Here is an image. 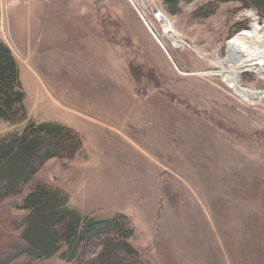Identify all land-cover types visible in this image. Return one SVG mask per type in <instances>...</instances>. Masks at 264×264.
I'll return each mask as SVG.
<instances>
[{
    "label": "rangeland",
    "instance_id": "374dc122",
    "mask_svg": "<svg viewBox=\"0 0 264 264\" xmlns=\"http://www.w3.org/2000/svg\"><path fill=\"white\" fill-rule=\"evenodd\" d=\"M254 23L264 25L238 1L183 0L174 10L167 0L9 1L0 9V40L17 62L27 119L71 128L82 149L72 160L47 161L19 195L0 203V246L16 241L25 216L18 206L39 183L66 194L81 216L122 213L138 228L141 218L146 236L152 225L154 237L140 253L154 264H172L175 257L192 264L191 248L185 249L192 243L196 264H235L224 253L236 256L238 244L245 264H264L262 205L247 232L252 205L264 193V99L254 106L241 102L221 81L228 66L219 71L213 64L225 58L226 42ZM239 81L264 91L252 71ZM24 124L0 121V138ZM227 177L231 187L240 177L245 181V206L239 208L235 190L223 196ZM164 194L174 195L171 205ZM191 201L200 205L193 232ZM179 206L188 208V222L175 221ZM152 246H159L157 260ZM12 264L68 263L56 255L21 256Z\"/></svg>",
    "mask_w": 264,
    "mask_h": 264
},
{
    "label": "trees",
    "instance_id": "16d2710c",
    "mask_svg": "<svg viewBox=\"0 0 264 264\" xmlns=\"http://www.w3.org/2000/svg\"><path fill=\"white\" fill-rule=\"evenodd\" d=\"M183 0H167L171 9ZM238 1L264 21V0ZM24 93L16 60L0 41V121L23 128L0 138V203L19 195L40 168L51 159L72 160L82 149L79 135L54 122L27 119ZM18 209L25 213L17 223L16 241L0 246V264H12L21 256L49 260L58 255L68 264H154L137 251L130 240L134 229L126 216H81L61 191L35 184Z\"/></svg>",
    "mask_w": 264,
    "mask_h": 264
},
{
    "label": "bare ground",
    "instance_id": "6f19581e",
    "mask_svg": "<svg viewBox=\"0 0 264 264\" xmlns=\"http://www.w3.org/2000/svg\"><path fill=\"white\" fill-rule=\"evenodd\" d=\"M161 21V20H160ZM163 36L178 48L179 42L171 31L163 29ZM226 55L222 61L214 60L213 64L222 71L228 66L227 73L221 75V81L232 90L241 102L257 105L264 99V91H253L241 86L239 76L243 72L252 71L264 81V25H251L248 31H242L226 42Z\"/></svg>",
    "mask_w": 264,
    "mask_h": 264
},
{
    "label": "crops",
    "instance_id": "0c3cea01",
    "mask_svg": "<svg viewBox=\"0 0 264 264\" xmlns=\"http://www.w3.org/2000/svg\"><path fill=\"white\" fill-rule=\"evenodd\" d=\"M23 42H25V43H30V41H27V39H25L24 38V40H22ZM4 43V42H3ZM5 44V43H4ZM10 49V48H9ZM12 52V51H11ZM28 55H29V53H28ZM15 58V57H14ZM17 63V62H16ZM225 177V176H224ZM223 177V178H224ZM242 178L240 177V181L239 182H236V183H233L234 185V187H231V185H232V183H231V181L229 180V177H227V181H225V179L222 181V185H223V193H224V197H225V195H228V197H229V195L232 193V191H234L235 190V192H237V196H239V195H241V200H240V202L238 201V200H235V201H238V203H239V208L243 205V206H245V204H246V199H247V195H246V186L244 185L245 184V181H243V180H241ZM210 184V185H209ZM210 186H212V182L211 183H208V187H210ZM172 196H174V195H170V196H166L165 194H164V196H163V199L165 200V202L166 203H168L169 202V205H171V202H170V199H171V197ZM176 197V196H175ZM173 198V197H172ZM167 199H169V200H167ZM178 200H180L179 198H177V201ZM209 200V199H208ZM209 201H211V200H209ZM230 202H232V201H230ZM229 203V202H228ZM245 203V204H244ZM255 203V205H252L253 206V215L252 216H250V218H251V220H253L254 222H251L250 221V223H249V225H247V232H248V227L249 226H252V227H254L255 226V221H256V216H257V210H260V208H261V205H262V209H263V207H264V193H261L260 194V196H258V198L256 199V201L254 202ZM209 204V203H208ZM168 205V206H169ZM211 206H210V208H212V209H214L213 208V206H212V204H210ZM188 207L191 209V213H192V216L195 214V218L194 219H192V224H191V227H192V232L194 231V229L196 230V228L195 227H193L192 225H193V223H194V226H196V225H199V222H198V216H199V209L198 208H200V205L199 204H197V201L195 202V201H191V203L188 205ZM169 208V207H168ZM184 209H187L188 210V208L187 207H185V208H183V207H177V209H176V219H175V221L176 222H180V221H183L184 219H186L187 220V222L189 221V219H187L186 217H185V215L183 214L184 212ZM207 209H208V211H210V209L208 208V206H207ZM262 209L260 210V211H262ZM228 210H229V208H228ZM227 210V211H228ZM120 211V210H119ZM238 212H239V209H238ZM264 212V211H263ZM120 213H121V211H120ZM210 212H208V214H209ZM122 214V213H121ZM145 214V213H144ZM180 214V217L178 216ZM230 214H231V211H230ZM123 215V214H122ZM125 216V215H124ZM141 216H144V215H141ZM246 216H247V214H246ZM246 216L244 215V220H245V218H246ZM129 219H133L132 217H128ZM231 220L233 221V223L236 221L234 218L232 219V217H231ZM137 221L140 223V228H138L136 225H134V236L132 237V241L134 240V241H137L136 242V244H135V242H133L132 243V241L130 240V244L132 243V245L136 248V249H139V250H137V251H139V252H144V250H146L149 246H150V239L152 238V237H154V235H153V229H154V227L152 226V225H150V229H152V232L148 235V236H146V235H144V234H141L142 232H145V227H149L146 223L147 222H142V220H141V218H139V219H137ZM248 221V220H247ZM176 222H173V221H171L170 223H172V224H174V223H176ZM182 226V225H181ZM197 227V226H196ZM146 229H148V228H146ZM180 229H182V227H180ZM187 230L188 231H190V228H187ZM238 230V229H237ZM249 231H251L252 232V230L249 228ZM194 234V233H193ZM138 235H139V239H140V244H138L139 242H138ZM257 235V234H256ZM255 235V236H256ZM141 236H144L145 238L143 239V238H141ZM194 237H196L195 235H193ZM159 241H158V243H159V246H161L162 247V251H163V249H165V248H167L166 250H168V247L166 246V240L164 239V238H159L158 239ZM164 240H165V244H164ZM194 240H197V237L194 239ZM191 241H192V239H191ZM237 242V241H236ZM238 243V242H237ZM140 245V246H139ZM164 245V246H163ZM139 246V247H138ZM159 246H157V248H155V246H152V251H151V253H152V256H155V259L157 260V257L158 256H156V254H158V251L160 250L159 249ZM238 248H237V255L235 256V255H232L231 254V252H225L224 253V256L226 257V259L228 260V262H231V258H232V260H233V262L235 263V264H245V262H246V260H244V261H242L243 260V258L245 257V259H247V256H243V255H241V254H239V244H238V246H237ZM188 248H191V253H190V260H191V263L192 264H196V262H195V260H196V257H194V249H195V246L193 245V243L191 244V247L188 245L187 247L185 246V249H188ZM228 248V250H230V248L229 247H227ZM244 248H246V246L244 247ZM159 249V250H158ZM141 250V251H140ZM259 250V249H258ZM185 251V250H184ZM231 251V250H230ZM232 251H233V249H232ZM252 251V248L250 249V252ZM181 251L178 249V250H176V252L175 253H177V254H179ZM183 253V252H182ZM252 253V252H251ZM167 254V253H166ZM163 256H165V254H163ZM182 256V255H181ZM188 257V256H187ZM183 259H182V261H183V263L184 264H187V263H189V261H188V259H186V258H184V257H182ZM164 260H166L167 262H168V259H164ZM177 261H178V263L180 264H182V261H181V259H179L178 260V257L176 258L175 257V261L174 260H170V262H174V263H176L177 264ZM160 262V264H165L164 263V261H159ZM174 263H172V264H174ZM249 264V263H248ZM250 264H253V262H250Z\"/></svg>",
    "mask_w": 264,
    "mask_h": 264
},
{
    "label": "built area",
    "instance_id": "2783aa9c",
    "mask_svg": "<svg viewBox=\"0 0 264 264\" xmlns=\"http://www.w3.org/2000/svg\"><path fill=\"white\" fill-rule=\"evenodd\" d=\"M9 1L12 0H0V9L7 8V6L9 5Z\"/></svg>",
    "mask_w": 264,
    "mask_h": 264
}]
</instances>
